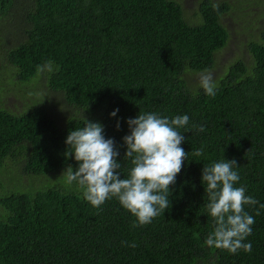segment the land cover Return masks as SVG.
<instances>
[{"label": "trees", "instance_id": "obj_1", "mask_svg": "<svg viewBox=\"0 0 264 264\" xmlns=\"http://www.w3.org/2000/svg\"><path fill=\"white\" fill-rule=\"evenodd\" d=\"M214 4L201 0L189 23L175 0H0V264H264V30L214 96L192 89L187 75L212 69L229 41L220 21L229 6ZM49 60L54 71L38 73ZM139 112L187 115L188 154L168 209L133 227L115 197L95 208L61 175L78 169L65 141L87 120L114 140L127 178L123 138ZM223 158L257 201L244 206L255 219L250 252L205 245L214 224L202 170Z\"/></svg>", "mask_w": 264, "mask_h": 264}, {"label": "clouds", "instance_id": "obj_2", "mask_svg": "<svg viewBox=\"0 0 264 264\" xmlns=\"http://www.w3.org/2000/svg\"><path fill=\"white\" fill-rule=\"evenodd\" d=\"M213 8L218 10V5L214 4ZM52 71L54 66L50 60L37 66L38 73ZM198 87L208 96L215 95L217 85L211 69L199 73ZM117 112L118 109L111 116L115 117ZM188 123L187 115L169 119L156 113L139 112L136 118L129 119L130 134L123 138V143L126 146L124 158L131 159L132 167L127 178L121 179L118 171L121 164L116 159L119 152L114 140L105 139L100 123L85 120L84 126L70 131L65 141L68 146L65 158L74 156L78 169L74 171L69 166L61 176L69 185L75 182L93 207L99 208L115 197L121 207L136 218L133 227L147 225L169 207L170 185L175 183L188 154L181 147L185 136L179 130ZM199 130L204 131V128ZM202 154V148L194 153ZM237 168L235 159L223 158L203 167L201 177L214 224L205 245L232 254L240 249L251 251V243L244 241L251 234L255 219L244 211V206L257 204L253 197L245 194L244 186H235L240 180Z\"/></svg>", "mask_w": 264, "mask_h": 264}, {"label": "rangeland", "instance_id": "obj_3", "mask_svg": "<svg viewBox=\"0 0 264 264\" xmlns=\"http://www.w3.org/2000/svg\"><path fill=\"white\" fill-rule=\"evenodd\" d=\"M183 9L185 19L189 23L199 22L197 17L201 0H175ZM214 3L221 5L227 3L229 10L221 17L223 27L229 33V41L221 51L214 56V66L211 69L214 82L217 83L224 75L230 65L237 60L248 59L246 45L250 39H256L258 33L264 30V0H212ZM191 75V76H190ZM187 75V81L190 82L192 89L199 84V74ZM46 76V74L44 75ZM7 101L12 109H22L24 101L19 96ZM15 176V175H13ZM52 176V181L55 179ZM11 177L5 179L6 183H11ZM27 183V180L24 181ZM38 185V184H37Z\"/></svg>", "mask_w": 264, "mask_h": 264}]
</instances>
